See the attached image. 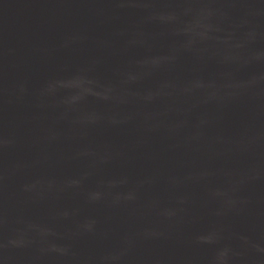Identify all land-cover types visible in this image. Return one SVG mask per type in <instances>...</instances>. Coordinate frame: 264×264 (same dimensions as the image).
<instances>
[{"label": "water", "instance_id": "95a60500", "mask_svg": "<svg viewBox=\"0 0 264 264\" xmlns=\"http://www.w3.org/2000/svg\"><path fill=\"white\" fill-rule=\"evenodd\" d=\"M0 264H264V0H0Z\"/></svg>", "mask_w": 264, "mask_h": 264}]
</instances>
